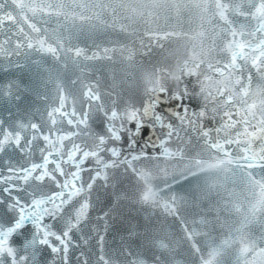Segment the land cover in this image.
<instances>
[{"label": "snow or ice", "instance_id": "snow-or-ice-1", "mask_svg": "<svg viewBox=\"0 0 264 264\" xmlns=\"http://www.w3.org/2000/svg\"><path fill=\"white\" fill-rule=\"evenodd\" d=\"M0 264H264V0H0Z\"/></svg>", "mask_w": 264, "mask_h": 264}]
</instances>
